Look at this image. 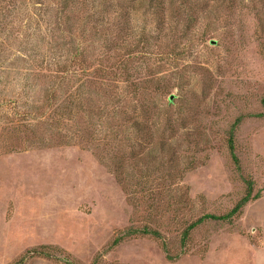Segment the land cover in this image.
I'll return each instance as SVG.
<instances>
[{
    "label": "rangeland",
    "instance_id": "rangeland-1",
    "mask_svg": "<svg viewBox=\"0 0 264 264\" xmlns=\"http://www.w3.org/2000/svg\"><path fill=\"white\" fill-rule=\"evenodd\" d=\"M0 264H264V0H0Z\"/></svg>",
    "mask_w": 264,
    "mask_h": 264
},
{
    "label": "trees",
    "instance_id": "trees-1",
    "mask_svg": "<svg viewBox=\"0 0 264 264\" xmlns=\"http://www.w3.org/2000/svg\"><path fill=\"white\" fill-rule=\"evenodd\" d=\"M154 1V0H152ZM123 70V69H122ZM241 118H238L235 122V125L240 121ZM228 149H229V153L232 157L233 162L237 165L238 164V159L235 155L234 152V143H233V130L229 131V135H228ZM255 198V196L251 197V182L248 183L247 186V190L246 193L244 195V197H242V199L227 213L224 215H220V216H216V215H212V214H207L205 216H203L202 218L198 219L196 222L190 224L184 231H183V238L185 239L189 233V231H191L196 225H198L199 223L205 221V220H209V221H230L231 218L234 215H237L238 212L240 211V209L247 204L251 199ZM141 232L143 235H150L151 237H154L156 239L161 238V235L159 232L155 231V230H150L148 228H143L141 230H133V232ZM162 247L164 249V251L166 253H168L167 251V246L166 244L163 242ZM169 256V255H168ZM176 259V258H174ZM173 259V260H174Z\"/></svg>",
    "mask_w": 264,
    "mask_h": 264
}]
</instances>
